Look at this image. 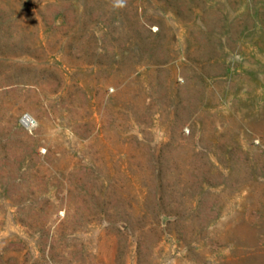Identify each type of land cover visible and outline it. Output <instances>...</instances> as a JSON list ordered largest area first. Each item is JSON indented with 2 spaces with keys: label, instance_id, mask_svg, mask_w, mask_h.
I'll return each mask as SVG.
<instances>
[{
  "label": "rangeland",
  "instance_id": "rangeland-1",
  "mask_svg": "<svg viewBox=\"0 0 264 264\" xmlns=\"http://www.w3.org/2000/svg\"><path fill=\"white\" fill-rule=\"evenodd\" d=\"M0 264H264V0H0Z\"/></svg>",
  "mask_w": 264,
  "mask_h": 264
},
{
  "label": "built area",
  "instance_id": "built-area-1",
  "mask_svg": "<svg viewBox=\"0 0 264 264\" xmlns=\"http://www.w3.org/2000/svg\"><path fill=\"white\" fill-rule=\"evenodd\" d=\"M22 123L28 130L34 128V121L28 116H23Z\"/></svg>",
  "mask_w": 264,
  "mask_h": 264
},
{
  "label": "clouds",
  "instance_id": "clouds-1",
  "mask_svg": "<svg viewBox=\"0 0 264 264\" xmlns=\"http://www.w3.org/2000/svg\"><path fill=\"white\" fill-rule=\"evenodd\" d=\"M118 6H122L123 5V0H117Z\"/></svg>",
  "mask_w": 264,
  "mask_h": 264
}]
</instances>
